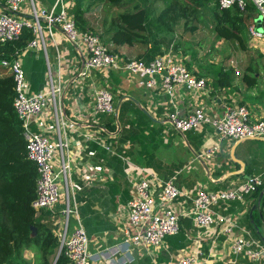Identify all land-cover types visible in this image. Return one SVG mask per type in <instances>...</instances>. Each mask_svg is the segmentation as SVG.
Wrapping results in <instances>:
<instances>
[{
    "label": "crops",
    "instance_id": "0c3cea01",
    "mask_svg": "<svg viewBox=\"0 0 264 264\" xmlns=\"http://www.w3.org/2000/svg\"><path fill=\"white\" fill-rule=\"evenodd\" d=\"M155 11L148 18L151 26L155 23ZM203 13L205 25L201 29L198 27L192 35L183 36L177 27V39L169 40L166 49L163 42L169 35L159 29L154 32L155 26L151 30L152 37L158 39L155 42L114 47L115 53L131 59L154 49L170 51L174 42H178L176 50L170 53L175 59L179 56L193 75L204 79L205 88L200 91L176 86L167 94L157 86L145 87V75L124 71L90 70L76 77L84 49L72 46L58 28L51 30V36L44 35V52L27 50L19 57L27 80L32 73L41 74L42 83H36V91L46 87L48 70L63 88L56 122L47 105L29 126L51 141L59 137L67 143L65 157L71 164L67 202L75 213L66 221V233L78 225L83 228L93 264H171L187 254H195L202 264H232L231 261L244 264L241 253H229L230 243L238 236L262 243L264 205L261 208L259 202L263 188L254 191L255 195L249 193L239 200L214 206L215 221L209 227H195L187 216L181 217L177 233L164 238L158 247H131L122 240L125 203L133 196V184L140 179H147L155 189L160 181L170 180L181 192L171 208L182 213L190 209V199L197 189H227L248 177H258L264 184V138L233 142L221 138L206 124L179 133L164 119L168 112L176 111L184 116L194 107H201L209 117L217 118L226 104L245 106L250 121L264 115L261 23L260 38L250 37L247 31L243 35L246 47H252L248 57L225 50L213 52L215 55L210 53L209 59H203L199 55L202 46L198 44L202 39L211 37L214 48L218 45L210 32V14L206 9ZM85 20L89 25L87 13ZM107 27L109 23L102 24L97 34L110 47ZM211 63L218 65L208 71L206 67ZM95 87L105 88L111 94V113L93 111ZM108 118L111 129L104 126ZM212 146L217 147L212 157L199 156ZM64 206L63 198L50 210L38 211L40 221L50 224L55 237L64 224L61 213ZM110 246L118 247L119 251L112 259L100 251ZM33 253L24 249L21 256L31 262Z\"/></svg>",
    "mask_w": 264,
    "mask_h": 264
},
{
    "label": "built area",
    "instance_id": "2783aa9c",
    "mask_svg": "<svg viewBox=\"0 0 264 264\" xmlns=\"http://www.w3.org/2000/svg\"><path fill=\"white\" fill-rule=\"evenodd\" d=\"M249 1L258 16L264 19V0ZM216 4L218 8L236 6L239 10H243L245 1L216 0ZM23 26L29 27L33 33V38L26 44V51L41 49L44 52V35L51 36V30L54 28H58L76 49L82 46L84 55L81 57L76 77L84 76L90 70H115L145 75V87L157 86L167 94L176 86L184 87L189 91H200L205 88L204 79L191 74L170 52L151 60L122 59L93 31L79 30L74 19L67 13L62 0H54L47 7L41 6L34 0H4L3 5L0 6V43L15 41ZM247 33L252 38L261 37V33L255 31L253 24L247 27ZM0 66L12 76L14 86L12 107L21 123L26 158L33 164L37 175L35 197L31 207L35 211L50 210L63 194L65 206L61 213L64 224L56 236V253L64 255L65 264H93L87 247L88 238L83 228L78 225L70 233H66V221L72 213H75L67 202L71 169V164L65 157L67 143L59 137L51 141L47 136L33 132L29 126L31 120L41 114L47 105L51 107L56 122L57 114L59 115L58 106L64 94L60 81L48 70L46 87L31 92L24 78L18 55L11 61L1 60ZM92 109L102 114L112 112V96L108 90L96 87L93 89ZM164 119L179 133L206 124L221 138H228L233 142L264 138V115L255 121H250L248 111L243 105L226 104L217 118L209 117L201 107H194L184 116L176 111L168 112ZM216 148L212 146L204 149L199 156L208 159L212 157ZM262 185L260 178L248 177L238 185L227 189L216 191L197 189L190 199V209L182 213L171 208V204L178 199L181 192L170 180L160 181L155 189L150 181L140 179L133 184V196L125 203L126 221L122 240L126 246L131 247H158L165 237L177 233L180 218L183 216H187L195 227H209L215 221L214 206L239 200ZM262 230V243L238 236L230 243L229 253L232 255L241 253L246 263L263 262L264 217ZM117 248L103 247L100 251L104 252L105 257L112 259L119 253ZM171 264L202 263L197 260L195 254H187L177 257Z\"/></svg>",
    "mask_w": 264,
    "mask_h": 264
},
{
    "label": "trees",
    "instance_id": "16d2710c",
    "mask_svg": "<svg viewBox=\"0 0 264 264\" xmlns=\"http://www.w3.org/2000/svg\"><path fill=\"white\" fill-rule=\"evenodd\" d=\"M53 1L34 0V2L45 7L50 6ZM86 1L90 2V0H62L67 13L74 19L76 27L79 30L88 29L92 31L91 26H88L85 20L87 9L82 3ZM99 1L107 6L121 9L109 22L106 31L110 42L109 49L113 52H116L114 47L119 45L130 46L135 43L146 45L155 42L158 39L152 37L153 26H155L154 32L159 29L169 35L163 42L166 49L169 40L176 39L175 29L178 25L182 24L183 31L195 32L198 24L204 22L203 9H206L210 14L212 24L210 32L218 43L215 49L222 47L224 50L231 51V54H246L248 57L250 49L246 47L243 35L247 31V27L254 24V20L258 17L249 0H244L243 10H239L236 6L218 8L216 0H152V3L161 4V8L154 12L155 23L151 26L148 18L155 8L150 9L151 4L147 0ZM124 1L126 3L121 5ZM3 3L4 0H0V6ZM210 3L212 5L208 6L207 4ZM261 26L264 29V19L261 21ZM32 38L31 29L23 26L15 41L0 43V61H11L16 55L20 58L23 57L24 53L26 54V44ZM177 46L178 42H174L172 50L175 51ZM210 47L213 48V43ZM163 52L154 49V51L150 50L144 55L135 57V59L151 60L166 53ZM177 58L188 70L181 58L179 56ZM217 65L211 63L206 68L208 71H213ZM33 71H36V68H33ZM188 71L194 74L190 70ZM24 72L25 70L23 75L27 80ZM218 76H222V74L219 73ZM40 77L41 74L36 73L29 76V80H27L29 81V90L36 92V83H42ZM13 97L12 76L0 66V264H65L64 255L60 253L56 256L57 239L51 233L50 224L40 221L41 212L35 211L31 207V202L35 197L37 175L33 164L26 158L21 123L12 107ZM110 121L111 119H106L104 125L109 129H111ZM263 187L264 184L258 187L255 192ZM255 192L251 191V195H255ZM259 203L262 208L264 193ZM261 217L263 219L264 210H261ZM24 249H30L34 252L31 262L22 258L21 254ZM259 264H264V261Z\"/></svg>",
    "mask_w": 264,
    "mask_h": 264
},
{
    "label": "rangeland",
    "instance_id": "374dc122",
    "mask_svg": "<svg viewBox=\"0 0 264 264\" xmlns=\"http://www.w3.org/2000/svg\"><path fill=\"white\" fill-rule=\"evenodd\" d=\"M147 1L149 4H151V6L149 7L150 9L155 8V10L158 11L161 8V4L156 3V2L152 3V0H147ZM124 3H126V1H124L121 5H123ZM82 5L85 6L87 9V18H88L89 23H90L89 25H91V27L93 28V32L95 34H97V31L99 32V27L102 24H106V23H109L110 21H112L113 18L116 16V14L121 11L120 8L107 6L106 4H104L103 2H101L99 0H90V2L86 1V2L82 3ZM204 25L205 24L202 22V24H200V23L198 24V27H200V29H201V27H203ZM178 31L180 33L179 35H183V36L192 35L191 32L183 31L182 24L178 25ZM198 32H200L201 37H202L203 36L202 31L199 30ZM176 39H177V37H176ZM211 40H212L211 37L209 39L204 38L198 43V44H201V46H202L201 51H199L200 58L209 59L210 53H213V52L214 53L215 52L221 53L222 51L228 50V49L224 50L222 47L215 49L214 46H213V48H211L210 47V45L212 43ZM248 49H252V47H249ZM256 49H258V48H256ZM214 53H213V55H215ZM232 56H234V55H232ZM237 58H240V57H237ZM63 196L64 195L62 194V196L58 200V202L61 199H63ZM56 252H57V248H56Z\"/></svg>",
    "mask_w": 264,
    "mask_h": 264
},
{
    "label": "water",
    "instance_id": "95a60500",
    "mask_svg": "<svg viewBox=\"0 0 264 264\" xmlns=\"http://www.w3.org/2000/svg\"><path fill=\"white\" fill-rule=\"evenodd\" d=\"M260 23H261V17H257L255 20H254V24H255V26H254V28H255V31H257V32H259V33H262L263 31H262V29H261V26H260ZM263 34H264V32H263ZM73 45V44H72ZM255 190V189H254ZM264 192V187H263V189L261 190V193L260 194H262ZM56 256H57V253H56Z\"/></svg>",
    "mask_w": 264,
    "mask_h": 264
}]
</instances>
